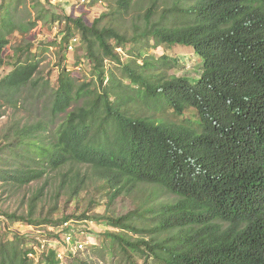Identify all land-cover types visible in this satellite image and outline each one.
<instances>
[{"label":"trees","instance_id":"trees-1","mask_svg":"<svg viewBox=\"0 0 264 264\" xmlns=\"http://www.w3.org/2000/svg\"><path fill=\"white\" fill-rule=\"evenodd\" d=\"M11 2L0 4V64L13 31L26 32L38 20H63L64 33L54 41L61 56L65 58L70 40L79 35L98 85L76 84L63 65L57 86L43 93L50 102L44 114L0 144V180L20 186L58 172L59 186L70 195L79 194L87 183L101 182L109 199L139 183L153 184L175 199L147 211L155 224L148 239L106 231L123 252L151 256L158 264H264V0L176 1L151 21L153 1L143 13V26L136 27L141 31L130 37L100 25L103 15L89 24L65 7L60 14L41 5L36 21L21 25L12 19ZM128 6L129 0L116 2L118 11ZM148 37L157 44L192 47L201 59L198 74H168V57L148 59L139 48L135 59L122 61L118 49ZM26 53L0 79V96L12 105L23 89L38 84V61L30 47ZM105 61L118 67L117 73ZM138 104L170 109L177 118L156 120L137 113ZM188 109L193 116H185ZM82 166L89 172L81 171ZM33 209L29 204V213L7 216L15 223L60 227L47 233L46 241L61 240L62 231L72 230L70 219L94 218L40 219ZM141 217L134 210L105 218L114 228L137 233L134 218ZM0 238V264H33L27 256L35 252L25 242L29 237L13 232L12 239ZM41 257L45 264H60L50 247Z\"/></svg>","mask_w":264,"mask_h":264},{"label":"rangeland","instance_id":"rangeland-1","mask_svg":"<svg viewBox=\"0 0 264 264\" xmlns=\"http://www.w3.org/2000/svg\"><path fill=\"white\" fill-rule=\"evenodd\" d=\"M2 1L0 0V4ZM67 1L65 3V0H57L51 2L52 6L46 0H13L7 7L11 9L14 22L21 23V25L36 21V17L41 11V5L45 9L60 14L62 8L65 7L69 13L74 16L80 15L89 24L96 17L103 15L100 25L113 26L130 37L134 30L138 33L141 31L136 27L143 26V13L153 1L156 4V14L153 15L151 21L158 19L161 10L164 7H169L173 2H190L192 0H129L128 9L124 12L117 10V0H98L91 6H88L89 2H87L80 8L74 7L75 0ZM60 2L63 4L58 5ZM64 27L63 20L55 23L50 19L38 20L26 32L17 29L7 36L8 42L3 47L1 55L0 79L12 69L11 64L15 63L18 57L21 60L24 59L27 47H30L31 55H34L32 58L38 61L37 73L34 75L38 84L35 88L23 89L21 92L23 96L19 97L15 105L0 96V144L8 140L6 138L13 139L15 129L19 126L26 122H33L32 120L37 119L38 115L44 114L43 108L49 106L50 102L47 101L46 94L43 95V93L49 92L57 86L58 73L63 65L69 70L76 84L91 81L95 86L98 85L96 73L92 69L93 65L86 57L85 43L80 41L76 30L74 33L78 37H75L77 40L72 52L68 49L64 52L65 58L61 56L62 53L54 41L59 40L63 35ZM138 48L141 55L148 59L168 57L169 62L165 68L168 74L196 76L200 69L201 59L194 53L192 47L167 43L157 44L151 37L136 43H127L117 52L121 55L122 61H128L135 59ZM105 64L107 68H112L117 73L118 67L112 66V62L105 61ZM107 79L106 77L104 83ZM44 81H47L45 87H43ZM124 81L129 82L128 79H124ZM129 106L133 111L134 106ZM136 108L137 113L150 115L156 120L170 121L177 118L170 109L149 108L142 104H138ZM192 113L193 110L188 109L185 111V116L191 117ZM80 170L89 172V169L84 166L80 167ZM59 177L58 172L55 174L53 172L44 173L41 179H34L20 186L0 180V237L12 239L13 232L24 234L26 238L29 237L30 239L25 242L29 243V246H33L35 252L29 253L27 256L32 259L33 264H45L41 252L48 247L56 251L60 264H78L76 258L87 261L89 264H158V261L151 256L143 259L134 251L124 250L123 252L120 243L109 236L106 231L114 233L123 231L131 240L148 239L153 234L149 228L155 224L152 221L153 213L147 211L157 207L161 202L173 201L175 199L173 194L153 184L139 183L130 192H124L109 199L108 189L102 188L101 182H92L87 183L79 194L72 196L59 186ZM37 194L40 197L32 200L33 196ZM29 204H33V214L40 219L47 216L55 220L66 215L81 214L87 217L94 216V218L70 219L71 227L74 229L72 235L76 238L75 243L62 242L66 235L64 232L60 234L61 240L46 241L47 233L51 231L56 233L61 230L60 227L54 228L47 224L34 226L15 223L11 222L7 216L10 213L24 215L29 213ZM134 210H138L142 216L137 220L134 218L135 226L140 230L137 233L114 228L108 224V220L105 218L106 216L125 215ZM161 236L164 235L161 234ZM78 241L83 244L81 248H76L74 245ZM37 242H40L39 247L36 246Z\"/></svg>","mask_w":264,"mask_h":264},{"label":"built area","instance_id":"built-area-1","mask_svg":"<svg viewBox=\"0 0 264 264\" xmlns=\"http://www.w3.org/2000/svg\"><path fill=\"white\" fill-rule=\"evenodd\" d=\"M49 1L53 3V2H55V1H57V0H49ZM67 2H68V1L65 0V3H67ZM87 2H90V0H75L74 7H76V8H80V7L83 6V4H85V3H87ZM76 40H77V39H76L75 37L72 38V39L70 40V42H69V44H68V49L72 50V48H73V46H74ZM68 224H69V223L66 222V223H64V226H67ZM70 225H71V223H70ZM72 231H74V229H72V230H67V231H62V232H64V234L66 233V235H64V238H63L62 242L64 241V243H66V244H69V243H72V242L75 243L76 238H75L74 235H72V234H73ZM61 234H62V233H61ZM74 245L76 246V248H81V247L83 246V244H82L81 241H78L77 244H74Z\"/></svg>","mask_w":264,"mask_h":264}]
</instances>
